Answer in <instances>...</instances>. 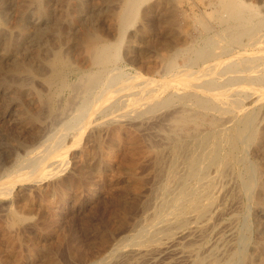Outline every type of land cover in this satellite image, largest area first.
Masks as SVG:
<instances>
[{
  "label": "bare ground",
  "instance_id": "1",
  "mask_svg": "<svg viewBox=\"0 0 264 264\" xmlns=\"http://www.w3.org/2000/svg\"><path fill=\"white\" fill-rule=\"evenodd\" d=\"M52 1L0 0L1 21L9 11L16 15L15 27L0 23V125L19 121L18 132L27 138L14 145L21 155L0 138V158H11L0 164V197L13 193L17 203L26 201L23 213L12 210L1 218L2 243L11 244L8 250L24 246L25 223L35 207L22 183H33L47 211L70 191L76 204L84 192L93 198L103 174L114 170L108 153L135 132L148 138L128 137L132 160L120 172L129 185L113 198L115 210L134 212L132 222L124 219V235L90 264H264V222H247L251 206L264 210V12L247 0L208 2L209 18L196 20L198 37L188 46L174 36L181 32L173 18L175 0H116L112 41L91 40L75 58L79 68L65 72L57 57L69 52L68 42L56 49L51 43L66 40L89 13L83 1L65 0L67 35L54 33L60 26L49 23ZM130 66L132 74L125 69ZM23 105L24 113L6 111ZM141 164L152 183L145 188ZM234 179L232 189L247 204L229 211L223 197ZM225 214L229 222L221 231L218 219ZM44 225L28 226L36 233L27 244L30 254L38 251L36 239L53 228ZM11 253L3 264L30 258ZM167 255L171 262L162 263Z\"/></svg>",
  "mask_w": 264,
  "mask_h": 264
},
{
  "label": "rangeland",
  "instance_id": "2",
  "mask_svg": "<svg viewBox=\"0 0 264 264\" xmlns=\"http://www.w3.org/2000/svg\"><path fill=\"white\" fill-rule=\"evenodd\" d=\"M58 1H59V3H58ZM80 1L81 2L83 1L82 2L83 6H85V3L87 5V6L84 7V10L89 13L88 16H89L90 22H88V20H89L88 19L86 23L82 22L81 26L80 25L76 26L77 27L76 28L77 31H74L73 33H68V36H66V37L69 38V41H67L68 38L67 39L65 38L66 39V40H64L65 42L64 41L61 42L60 41L61 39H59V41H60L59 43L58 42L56 43L55 40H54V42L52 41V43H51V44H53L52 47H54L56 49L55 46L57 44L58 45L60 43H64L65 44L66 42H68L67 45L69 46L68 48H69V52L70 53L67 52V50H63L62 49L63 53L59 54V56L57 57L58 58V63H57L58 68L60 70H62V71H65V72L69 71V70L70 71H74V70H77L79 68V65H81L82 63L79 60H75V58L76 57L80 58L81 56L79 57L78 55L79 54L83 55L85 53V52L84 53H82V52L84 50H86V48H87V46H88V44H89V42L91 40L95 41V40H99L100 39L101 41H105V40L106 41H112L111 39H113V37L111 36L112 34H111V31H110V28H111V20H112L111 17L117 11L116 10L117 9L116 0H80ZM213 1L214 0H212V1H208V0H175L176 4H178V5H176L177 7L174 8V9H176V10H174L175 13L173 11L174 14L173 13L172 14H173V18L175 19L174 22L176 21V23L178 24L177 28H179V30L181 31L180 32L181 36L179 35L180 33L174 34V36H179L180 40L182 42L185 41L184 42L185 45H188L189 43H190L189 45H192L193 44L192 41H194L198 37V35L196 34L197 30H195L197 28V26L195 27V25H196L195 22H196V20L198 21L199 19H203L204 20V18H205V20H206L207 18H209V17H207L208 16V12H209V10H208L209 7L206 6V4H208V2H209V3H211L212 6H215V1L214 2ZM247 1L251 5L256 6L260 12H264V9L261 8L262 6H264V0H247ZM52 3L55 4V7H57V8L59 7V8L58 9L57 8L54 9L55 7L52 4L51 8L53 9V12L51 11L52 12L51 13L52 16L50 15V17H51L50 21H52V22L49 21L50 26H52V25L60 26L58 29H60L61 31L60 30L58 31V29H56L57 28L56 26L55 27L52 26L54 28H52V27L51 28H52L53 31H54V29H55V31L57 30L56 33H59V34L65 33L67 35L66 29L63 28L65 26V24H64L65 18H63V17H65V14H67V12L65 10V9H67L66 6L68 5L67 1H65V0H55V1H52ZM63 4L64 5L66 4V5L64 6ZM87 8H88V10H87ZM261 9H262V11H261ZM98 10H99V12H98ZM13 12L14 11H9L8 12V15L6 17L7 21L6 20H2V21L0 20L1 25H4V26L8 25L6 27H11L10 24H12L13 27H15L14 25L16 23L15 24H13V23L16 21V19H15L16 15H15V12H14V14H13ZM58 13L60 14L62 22L60 21V17H59ZM54 18H56L57 20L54 19ZM0 19H4V18H0ZM191 19H192V21H191ZM55 21H56V23H55ZM193 21H194V23H193ZM83 23L86 26L85 25L83 26ZM212 23L214 25V22H212ZM186 25L189 26L190 28L187 27ZM193 25H194L195 29L192 27ZM90 29L92 31L88 32V31H90ZM62 30H64V32ZM94 30L97 31V32L95 33ZM193 30H195V34H194ZM55 31H54V33H55ZM87 32L91 33V34L88 35ZM159 33H160L161 37H166L165 34H161V30L159 31ZM79 34H81V35H79ZM94 34H96V35H94ZM74 35H75V37H74ZM82 35L85 38H81L80 39V36L82 37ZM92 35L95 37V39H93L94 37ZM194 35L195 36L197 35V37H195ZM87 36H89L91 39L89 37H87ZM70 37H72V38H70ZM87 38H89V39H87ZM104 38H106V39H104ZM75 41H77L79 43L80 42L82 43L84 41H86V42H84L82 45L78 43L79 44L78 45V44H76L77 42H75ZM71 42H73V44ZM69 44L70 45L72 44L73 46L72 45L70 46ZM76 46H78V47L76 48ZM73 50H75V51H73ZM71 52H72L73 55L71 54ZM63 54H64V56H63ZM79 62H80V64H79ZM77 63H78V65H77ZM84 66L85 65L83 64V66H82L83 70H84ZM130 68H131V66L127 67L125 69L131 74L134 73L133 69L132 68L130 69ZM36 89H38V87ZM38 90H40V88ZM1 104L2 103L0 102V105ZM24 106H26V105H23V107L11 106V107H8L9 109L7 108L6 111H8L10 109H11L10 111H13V110L21 111V109L23 108L21 113H24V110H25ZM27 108L30 109L31 107H27ZM3 109H5V108H3ZM59 117H61V116H58V118ZM16 122L15 121L14 122H10V123L6 122V123L0 125V129H1L0 130V134H1L0 138L4 137V138H6L5 140H7L6 142L9 141V143H7V144H9V148L10 147L12 148V149H10L11 152H13L14 149H15V151L13 153H19V152L16 151V146H14V145H17L16 144L17 142H23V143L27 142L26 136L24 134H20L21 133L20 132L21 129L19 128V125H18L19 121L17 122V124H16ZM52 123L54 124V122H52ZM52 123H50V124H52ZM50 124H48V125L50 126ZM50 127L55 129L54 125L50 126ZM56 127L58 128L59 125H56ZM16 130H17V132H16ZM12 134H14V136ZM133 134L134 135L136 134L135 137L133 136ZM137 135H139V134H137L135 132H131L130 136L129 135L128 136L123 135L122 136L123 137L122 138V142L123 143L120 145V147H118V148L113 147L114 150L112 149L110 151L111 154L108 153L109 154L108 156L110 157L109 159L111 160L110 162L112 164V169H114V170L106 172V173L103 174V177H102L103 179L102 178H101L102 180L100 179V182L101 181L102 182L101 183L99 182V185L100 184L101 185L98 186L97 192H96V194H95V196L93 198H89V199L85 198L86 197L85 196L86 193L84 192L82 197H81L82 199L76 204V203H74V201L72 199V195H71L72 192L70 191V192H68V198H67V200L64 203H59L57 201L58 203L57 202L54 203L53 204L54 206H52V204H51V206L48 207V211H47V209L45 210V209L42 208L43 206L41 204H44L43 200L41 198L37 199L38 196L37 195L35 196V194H34V192H35L34 188L35 187L33 186V183H29V182L22 183L21 186H22L23 190H25L26 192L32 194L31 198L27 201V203H29L30 201L32 202V203L30 202V204H32V206L35 207V212L32 213L30 216H28V220H27L28 222L25 223V226H26L28 231L25 229L26 232L24 231V238L22 237V239L24 240L23 241V244H24L23 247L22 246H18L17 244H15L14 247L16 246V249L12 250L13 249V247H12L11 248L12 251L10 250V248L8 250V247L11 244L10 245L7 244L8 246H6L5 243L4 244L2 243V240H1V237H0V258H1L0 259V263L3 264L4 260L6 262L9 258H10L9 260H12V256H11L12 253L11 252H14L13 256L14 255L16 256V254H18L19 252H21V254H26V255L30 254V247L29 246L31 245V242L35 238V234L36 233L33 230L28 229L29 228L28 226H29V224H31L32 222H35V221L40 222V225H44L45 224L44 226H48L49 225V226H52L53 228L50 230V232L48 233V235L46 237H38L39 238L38 239L37 236H36V238H37L36 239V243L38 245L37 244H35V245H36V247L38 246L40 249L37 247L38 251L35 252L34 254H30L29 255L30 258H28L25 261V264H90V263H95V262L97 263L98 261H101L103 258H105L108 255L109 251H111L110 246L113 245L116 241H118V239L121 238L122 235H124V230H122V229H124L123 226L125 225L124 221L125 220H126V222L128 221L127 223L132 222L131 219L133 217L134 212L131 211L129 215H125L121 211L115 210L116 208H115V204L113 203V198L120 191H122L123 188L127 187L126 185L129 183L128 179L121 174V172H120L121 169L120 168H122L123 166L128 164L129 163L128 162L129 159H130L129 161L132 160V157L130 158L131 155L126 152V150L128 151V149H127L128 148L127 147L128 143L127 142H129V140H130L129 138H131V137H134V139H136L137 137L139 138V136L140 137L142 136V135H139V136H137ZM10 136H13V137H10ZM146 137H144V135L141 137V139L143 138L142 139L143 142H146V139L148 138V137L147 138ZM16 140H18V141L16 142ZM148 140H150V138ZM12 143H14V144H12ZM124 147L126 149H124ZM19 154L21 155L22 153H19ZM123 154H125V155H123ZM126 156H127V158H126ZM1 157H3V158H0V164H3L5 162L11 160V158L9 159L7 157V155L6 156L2 155ZM68 160L70 161V159H68ZM126 161H127V163H125ZM144 165L146 167V164H141L140 167L142 168ZM145 167H143V169L139 168V169H141V170H139L140 171L139 172L140 173L139 177L141 178V182L140 183H142L143 180H144V182H143L144 184L146 182L145 185H142L143 183L142 184L139 183L140 187H143V188H145L144 186H146V185H147L146 187L150 186V183H151L150 179L147 180L148 176H145V174H144L145 169H147V167L146 168ZM5 168L8 169V167H5ZM68 169H69V166H68ZM117 169H119V171H117ZM67 172H68V170L65 171L64 173H67ZM118 172L120 173V175H119ZM149 180H150V182H149ZM48 181H49V179H48ZM53 181H56V180H50L51 183H54ZM231 181L233 182V184H232V182L228 183V185L226 186V188L228 189V191H226L227 195H224V197H223V200H224L223 201V209L229 210V211L232 210L231 208H235L237 205L240 206V205H243L244 203H246V201L244 199H242V198H240L238 200V197L236 195L237 194L236 189H232V188H235L233 186L236 185V184H234L236 181H235V179L231 180ZM50 182H47V183H50ZM230 186H232V187H230ZM229 190H230V192H229ZM31 191H33V192H31ZM5 194H7V193H5ZM31 194H29V195H31ZM69 196H70V198H69ZM3 197L4 196L0 197V220H1L2 217H5L9 211H12V210L13 211L17 210V212L21 211V213H23L22 212V210H23V208H22L23 206L22 205H23V203L26 204L25 203L26 201H22V202H18L17 203L16 202V197L14 196L13 193H12V195L11 194H7V196H5L4 198ZM232 197H233V199H232ZM221 198H222V196H221ZM40 199H41L42 202L39 201ZM224 202H225V204H224ZM238 202H239V204H238ZM236 203H237V205H235ZM19 205L21 206L22 209H20ZM40 206H41V208H40ZM248 210H249L248 211L249 213L247 214V216H248L247 217V222L249 221V223L251 222V225L255 224V226H256V223H257V218H258V221H260V223L264 222V210L256 209L255 207H252V206ZM39 213H40V215H39ZM57 213H59V214H57ZM52 215H53L54 219L51 217ZM225 215H226L225 217H224V215L221 217L222 218L221 220H220V218L218 219V222H220V224H221V226H219V228L225 226L226 223L229 222V218H228L229 215H227V214H225ZM122 216L124 218H122ZM129 218H130V220H129ZM40 220L41 221L43 220L42 223H41ZM222 220H223V222H222ZM123 222H124V224H123ZM262 225H264V223H262ZM261 230H264V229H262V227H261ZM221 231H222V228H221ZM56 234H58V235H56ZM25 235H27V236H25ZM225 236L227 237V239L229 238L228 237L229 236L228 233H226ZM214 238H211V241H214ZM96 240H98V241H96ZM103 241H106V242L103 243ZM109 242H111V243L114 242V243L113 244H111V243L109 244ZM25 247H27V248H25ZM6 250L8 251L7 253L9 255L6 253ZM16 251H18V253ZM4 253H6V254L3 255ZM56 254H58V255H56ZM4 258H6V259H4ZM171 258H172V256H168L167 255V257L166 256H164V258L162 257L161 261H163L162 263H168V262H171ZM128 263H129V261H128Z\"/></svg>",
  "mask_w": 264,
  "mask_h": 264
}]
</instances>
